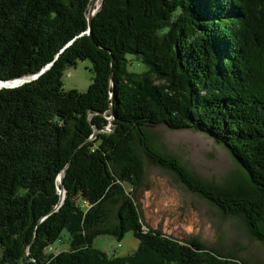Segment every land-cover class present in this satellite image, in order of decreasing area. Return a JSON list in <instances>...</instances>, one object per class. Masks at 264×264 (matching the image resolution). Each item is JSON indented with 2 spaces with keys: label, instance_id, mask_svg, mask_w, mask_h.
Masks as SVG:
<instances>
[{
  "label": "trees",
  "instance_id": "trees-1",
  "mask_svg": "<svg viewBox=\"0 0 264 264\" xmlns=\"http://www.w3.org/2000/svg\"><path fill=\"white\" fill-rule=\"evenodd\" d=\"M91 2L0 0V81L45 70L0 90V264H246L146 231L136 193L143 153L264 243V0H101L90 37ZM130 56L147 70H130ZM86 60L93 83L65 91ZM158 125L204 133L236 169L222 185L199 179L156 149ZM65 232L70 248L47 254ZM129 232V256L94 246Z\"/></svg>",
  "mask_w": 264,
  "mask_h": 264
},
{
  "label": "rangeland",
  "instance_id": "rangeland-1",
  "mask_svg": "<svg viewBox=\"0 0 264 264\" xmlns=\"http://www.w3.org/2000/svg\"><path fill=\"white\" fill-rule=\"evenodd\" d=\"M130 70L141 73L147 67L130 56ZM94 78L92 62L78 61L63 76L64 90L86 92ZM147 131L157 150L174 155L189 172L205 182L222 185L236 169L229 152L204 133L159 125L148 127ZM142 156L146 175L136 201L146 231L149 227L179 241L198 239L218 254L234 255L246 264H264V243L251 237L239 218L225 215L189 191L173 173L152 164L143 153ZM94 246L109 256L126 257L138 249L139 241L129 232L121 242L108 235L100 236ZM69 248V236L65 232L47 254Z\"/></svg>",
  "mask_w": 264,
  "mask_h": 264
},
{
  "label": "water",
  "instance_id": "water-1",
  "mask_svg": "<svg viewBox=\"0 0 264 264\" xmlns=\"http://www.w3.org/2000/svg\"><path fill=\"white\" fill-rule=\"evenodd\" d=\"M99 1L100 0H92L91 5H90V8H89V11H88L89 28H88V31L85 34L89 35L90 37L92 35V22H93V18H94V16L96 15V13L98 12V10L100 8L99 5H98L99 4ZM112 64H113V62H112ZM42 73H40L38 75L24 77L22 79H17V80H14V81H9V82L0 81V90L1 89H14V88L20 87V86H22V85H24L26 83H30L31 81H34V80L38 79L41 76ZM111 82L112 83L114 82L113 74L111 75ZM111 96H112V99H113L114 98V94H112ZM111 115H112V117L110 118V120H114L113 104H111ZM112 127H113V124L111 123L103 131H105V132L106 131H112ZM98 133H99L98 131L95 132L94 135H93V137H92V139L96 138L97 135H98ZM67 168H68V166L63 170V172L59 175V178H58L59 183L62 186V189H63V186H64V176L66 174ZM60 194H61V202L59 203V205L57 206V208H59L61 206V204H62V202L64 201V198H65V192H64V190H61L60 191Z\"/></svg>",
  "mask_w": 264,
  "mask_h": 264
}]
</instances>
